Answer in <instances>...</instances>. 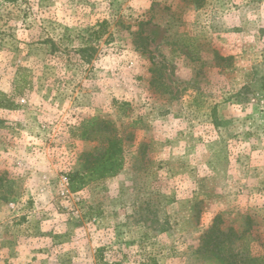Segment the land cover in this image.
I'll return each instance as SVG.
<instances>
[{"label": "rangeland", "instance_id": "obj_1", "mask_svg": "<svg viewBox=\"0 0 264 264\" xmlns=\"http://www.w3.org/2000/svg\"><path fill=\"white\" fill-rule=\"evenodd\" d=\"M0 264H264V0H0Z\"/></svg>", "mask_w": 264, "mask_h": 264}, {"label": "trees", "instance_id": "obj_2", "mask_svg": "<svg viewBox=\"0 0 264 264\" xmlns=\"http://www.w3.org/2000/svg\"><path fill=\"white\" fill-rule=\"evenodd\" d=\"M93 121H96V119ZM101 123L105 126V132H111L109 130L110 124L106 122ZM112 132L108 134L107 145L99 156L93 158V160L86 159L81 171H75L67 175L71 193H78L94 182L115 177L123 170V139L115 135L114 130ZM83 137L89 138L90 134L86 132ZM230 231L227 233L221 231L219 219L217 218L212 227L204 234L199 251L204 253L218 251L222 243L232 239Z\"/></svg>", "mask_w": 264, "mask_h": 264}]
</instances>
